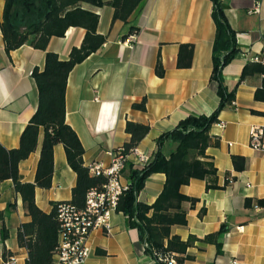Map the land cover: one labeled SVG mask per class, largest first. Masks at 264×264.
<instances>
[{
	"label": "crops",
	"instance_id": "1",
	"mask_svg": "<svg viewBox=\"0 0 264 264\" xmlns=\"http://www.w3.org/2000/svg\"><path fill=\"white\" fill-rule=\"evenodd\" d=\"M102 1L101 6L84 5L98 15L97 33L104 42L76 64L67 77L65 122L77 134L83 147V163L88 167L93 163L102 167L110 164L109 152L123 147L130 139L125 131L127 121L148 126L147 134L126 155L128 163L138 165L139 155L152 159L157 150L156 139L162 132L171 130L189 114L209 115L218 104L217 83L210 80L215 35L213 3L141 0L124 22L113 19L110 0ZM222 3L240 47L221 72L223 84L231 90L244 63L255 57L264 60V0ZM3 5L0 0V19ZM84 35V28L71 26L63 36L51 37L47 50L66 59L72 47L81 45ZM181 44L192 47L189 67L177 66ZM44 59L45 51L27 44L7 54L0 32V144L7 149L18 147L20 134L36 110L37 88L31 72L35 67L41 69ZM158 61L162 75L156 72ZM260 82L261 78L255 76L239 83L233 104L223 108L218 114L220 123L210 127L209 134L218 139V144L208 146L205 153L216 168L217 188L206 189L205 180L192 178L179 189L181 194L197 199L193 206L182 203L186 223L170 227V235L182 241L192 239L184 254L189 258L181 264H264V206L256 202L264 200V150L249 146L253 127L262 129L264 141V102L254 99ZM141 103L144 109L136 107ZM42 137L40 128L35 151L18 164L23 182L34 181ZM175 146V142L166 139L160 152L168 156ZM233 155L245 158L243 170L234 168ZM123 171L121 181L129 182ZM227 179L229 182L224 185ZM75 180L63 146L56 144L51 186L35 188V204L49 212L53 202L69 201ZM164 181L163 173L149 175L138 200L152 204ZM246 199L251 200L250 207H246ZM8 203L15 206L9 210ZM29 220L12 182L1 181L0 264L9 254L16 258L15 264H25L26 250L19 247L16 232L21 223ZM110 223L109 232L96 228L89 233V252L83 264H156L123 213L114 211ZM221 226L225 232L218 237L221 252L217 253L216 245L203 238ZM3 229L8 233L6 239L2 238Z\"/></svg>",
	"mask_w": 264,
	"mask_h": 264
},
{
	"label": "trees",
	"instance_id": "2",
	"mask_svg": "<svg viewBox=\"0 0 264 264\" xmlns=\"http://www.w3.org/2000/svg\"><path fill=\"white\" fill-rule=\"evenodd\" d=\"M3 11L0 19V32L5 52L27 44L35 49L45 51L44 65L35 67L31 76L37 88L36 110L23 128L17 148L7 149L0 144V182L10 180L15 193L20 195L25 214L29 221L19 225L16 232L19 247L26 250L25 264H53V255L58 246L59 222L57 204L53 202L49 212L42 211L34 201L36 187L47 189L51 186L53 173V147L61 144L65 151L68 165L76 175L71 189V198L66 201L77 209L85 206L86 194L90 189L101 188L106 182L102 174L93 175L84 165L83 147L75 131L65 122V88L67 77L73 67L96 51L104 42V37L97 33L98 15L84 5L101 6L102 0H3ZM141 0H110L113 7V19L126 21ZM212 17L215 23V35L212 45V71L210 80L217 83L218 104L209 115L189 114L181 119L171 130L162 132L156 139L157 150L151 160L144 164L125 162L124 175L129 179L128 188L119 196L116 211L123 213L129 227L136 228L139 238L147 244L144 251L156 264H167L163 256L173 254V259L182 263L189 256H184L191 238L182 241L170 235L172 225L186 223V210L183 202L191 206L196 198L188 197L179 191L182 185L196 178L206 181V189L217 188L215 183L216 168L205 151L211 144L217 145L218 139L212 138L209 130L212 124L218 123L219 112L233 104L237 85L251 77H260V86L254 91V99L264 102V60H252L244 63L236 85L228 90L223 84L221 72L239 53L240 47L235 40V31L229 26L222 0H211ZM75 26L85 29V35L79 47H72L66 59H60L55 52L47 50L49 39L63 36L67 28ZM134 30H131L133 32ZM264 39V35H263ZM186 54L187 58H183ZM192 47L181 44L178 52L177 66L189 67ZM156 72L162 75L163 70L158 61ZM144 109V103L136 105ZM254 113H257L253 111ZM42 128L39 159L33 182H23L18 170L20 161L35 151L39 130ZM125 131L130 139L122 149L127 155L134 150L139 141L147 134L149 127L127 121ZM170 139L176 143L168 156L160 152L161 144ZM233 166L241 171L245 167V158L233 155ZM153 173H163L165 181L162 190L152 204L138 200V194L146 178ZM228 179L225 181L226 185ZM250 199L245 200L250 207ZM264 206V200H257ZM12 209L14 203L7 204ZM203 210L200 214H202ZM150 213V215H149ZM225 232L219 231L206 235L204 242L214 243L217 253L221 252L218 237ZM8 233L2 230V238ZM5 256L3 261L7 259Z\"/></svg>",
	"mask_w": 264,
	"mask_h": 264
},
{
	"label": "built area",
	"instance_id": "3",
	"mask_svg": "<svg viewBox=\"0 0 264 264\" xmlns=\"http://www.w3.org/2000/svg\"><path fill=\"white\" fill-rule=\"evenodd\" d=\"M254 10H258V1L255 2ZM257 60V57L254 58ZM220 123V122H219ZM249 146L254 150L263 151V131L259 127H253L249 134ZM122 149L117 148L109 152L110 164L102 167L91 164L89 171L93 175L106 177L105 184L101 188L90 189L86 194L85 206L77 209L68 202L57 204V218L60 226L58 246L55 249L54 264H83L88 252L87 239L89 233L96 228L109 232L111 229L110 217L116 211L119 196L125 191L129 182H122V171L126 162V155ZM139 163L144 164L149 160L139 155ZM147 247L143 243V248ZM162 260L167 264H174L171 255H164ZM16 258L9 256L4 264H15Z\"/></svg>",
	"mask_w": 264,
	"mask_h": 264
}]
</instances>
